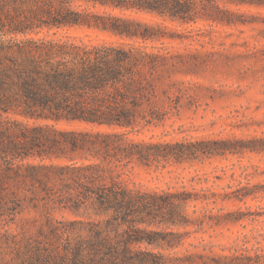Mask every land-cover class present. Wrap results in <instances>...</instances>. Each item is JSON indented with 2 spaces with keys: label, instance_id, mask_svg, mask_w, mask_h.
Wrapping results in <instances>:
<instances>
[{
  "label": "trees",
  "instance_id": "1",
  "mask_svg": "<svg viewBox=\"0 0 264 264\" xmlns=\"http://www.w3.org/2000/svg\"><path fill=\"white\" fill-rule=\"evenodd\" d=\"M244 4L264 0H0V254L8 256L0 264H264L257 238L225 254L206 243L168 252L192 233L249 216L223 203L264 189L246 181L147 192L128 177L133 163L254 150V139L133 137L176 109L174 55L164 41L203 40L208 28H193L199 23H243L234 6ZM25 197L42 220L32 232H12L4 226ZM197 202L204 205L191 217ZM56 209L81 218L55 220Z\"/></svg>",
  "mask_w": 264,
  "mask_h": 264
},
{
  "label": "rangeland",
  "instance_id": "2",
  "mask_svg": "<svg viewBox=\"0 0 264 264\" xmlns=\"http://www.w3.org/2000/svg\"><path fill=\"white\" fill-rule=\"evenodd\" d=\"M236 7L243 11V23L212 27L199 23L193 28H208L203 40L164 41L174 55L175 70L170 77L173 84L169 89L176 96L173 101L176 109L164 125L133 137L165 141L183 138L254 139L256 143L249 145L254 150L246 148L237 154L203 157L180 164L171 162L164 166L133 163L128 172L131 185L147 192L180 190L181 186L198 191L249 181L254 188L264 189V5ZM30 161L36 163L38 158ZM193 204L187 208L191 217L198 215L193 213L195 208L199 210L204 205L197 202L194 207ZM223 205L230 209L241 207L250 215L204 233H192L183 245L168 252L184 251L190 248L189 243H206L214 245L215 253L225 254L223 247L242 243L250 247L256 245L255 238L260 241V246H264V190L258 191L255 199H246L245 203L225 202ZM22 207L14 214V223L5 228L12 232L35 230L42 220V212L32 208L29 197L24 198ZM256 213L260 215H252ZM52 216L62 221L81 218L67 209H56ZM7 258L4 252L0 254V261Z\"/></svg>",
  "mask_w": 264,
  "mask_h": 264
}]
</instances>
